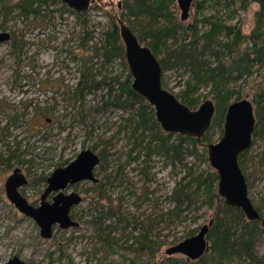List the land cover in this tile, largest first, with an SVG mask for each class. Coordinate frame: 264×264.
I'll return each instance as SVG.
<instances>
[{"label":"rangeland","instance_id":"1","mask_svg":"<svg viewBox=\"0 0 264 264\" xmlns=\"http://www.w3.org/2000/svg\"><path fill=\"white\" fill-rule=\"evenodd\" d=\"M125 1L128 0H90L85 9L77 10L62 0H29L35 10L27 11L21 7H28L27 0H0V29L11 33L10 39L0 42V128L10 127L11 114H21L18 135L23 171L29 178L22 192L28 200L38 201L45 186L44 177L85 147L101 156L95 174L104 183L101 192L96 183L88 180L69 186L68 189L82 195L71 210L79 224H55L51 236L44 237L35 219L6 199L1 186L5 167L0 165V264L13 254L29 264H210L209 258L215 252L209 232V248L196 259L180 252L167 253L165 249L218 217L227 221L233 217L240 229L248 223L254 231L251 252L264 257V229L260 221L248 219L243 211L242 218L231 216L223 208V198L220 203L216 198L203 203L202 196L197 194L191 202L178 206L171 196L190 184L194 188L192 180L196 176H207L214 169L208 159V144L222 136L224 115L219 121L218 99L210 84L193 87V77L185 65L172 64L162 69V86L181 101L187 92L185 96L194 100L190 107H197L206 98L215 104L208 128L200 137L195 136V141L180 140L176 132L168 137L169 131L159 123L149 124L146 129L133 128L136 115L132 114L140 105L124 108L111 101L121 91L120 81L130 73L120 35L121 21L146 45L150 41L148 29L178 23L175 36L154 51L158 59L181 36L187 33L185 39H190L192 30H206L208 23L214 22L221 30L220 35L216 34L217 40L230 44V50H224L228 54L224 58L231 61L243 52L253 56V49L264 42V1L238 0L228 8L217 0H206L208 5L196 10L197 0H193L190 16L185 20L179 18L177 0H167L170 19L158 20L128 14ZM129 3L136 6L137 0ZM202 16L204 20L197 23ZM228 27L233 29V35L227 33ZM114 28L119 33L124 57L107 60L102 45L107 43L108 31ZM239 29L241 33L233 47L230 42ZM83 72L100 80L99 86L76 92ZM131 82L132 76L130 85ZM230 87L233 95L224 100L226 104L237 96L253 103L252 143L240 153L238 161L248 195L264 219V56L253 62L250 71L230 82ZM46 116L54 117V121L47 122ZM153 132L157 137L150 146H160L164 135L163 146L172 145L171 158L148 149L146 143ZM3 149L0 143V151ZM217 184L218 179L216 189ZM142 232L154 242L153 251L138 248L139 244L134 242L135 235Z\"/></svg>","mask_w":264,"mask_h":264},{"label":"water","instance_id":"2","mask_svg":"<svg viewBox=\"0 0 264 264\" xmlns=\"http://www.w3.org/2000/svg\"><path fill=\"white\" fill-rule=\"evenodd\" d=\"M69 7L85 9L89 0H62ZM192 0H177L180 17L186 18ZM120 35L124 43L125 57L132 76L131 86L140 93L154 108L156 120L166 131L200 137L208 128L215 111L212 99L206 98L192 108L162 86L161 65L152 49L138 40L129 25L120 22ZM9 37L7 31H0V41ZM223 134L215 142L208 144V159L218 174L217 192L226 205L240 208L248 219L259 218L260 213L254 206L247 191L245 175L240 167L238 157L252 143L255 126L253 103L242 97L230 101L224 113ZM99 161L97 153L91 148H82L67 164L56 167L47 177V185L41 194L40 204L32 205L22 196L16 186L26 181L23 174H13L6 182L9 198L26 215L32 216L40 228V234L49 237L52 225L61 227L78 225L72 219L69 210L72 204L78 203L81 196L76 191L63 192L68 184L80 179L97 180L93 168ZM55 190L53 201L44 198L49 191ZM213 218L203 223L196 233L187 236L168 246L167 253L180 252L188 258L196 259L209 248L206 234ZM261 224L264 229V219ZM4 264H28L24 259L13 255Z\"/></svg>","mask_w":264,"mask_h":264},{"label":"trees","instance_id":"3","mask_svg":"<svg viewBox=\"0 0 264 264\" xmlns=\"http://www.w3.org/2000/svg\"><path fill=\"white\" fill-rule=\"evenodd\" d=\"M26 4L28 7L25 8L24 4H22L21 7L27 11L35 10V7L31 2H29V0H27ZM125 7H127V13L130 15H145L149 19L154 20H158L160 17L167 19H170L171 17L167 0H157L156 3L148 2V0H137L136 6H132L128 0L125 1ZM176 26H178V23L174 22V26L168 28L158 27L156 30H147L146 34L150 39V41H148V45L153 51H157V49L159 50L162 45H167V39L170 36H175L177 32ZM189 28H192V26ZM192 31L193 32L189 37L190 39H185L187 33L184 36H181L178 43L169 46L166 55L159 58V60L162 65V69L166 68V66H171L172 64L185 65L189 68L193 77V84H191L195 88L199 87L201 83L210 84L211 92H214L218 99L216 102L219 109V121H222L227 106L224 100H228L233 95V89L231 90L230 82L239 78L241 73L245 71L247 72V70L250 71L253 62L264 56V42H262L260 46H256V48L253 49V56L251 55V52H243L241 56L230 61L228 58H224L228 55L224 50H230V44L227 42L221 43L217 40L216 34L219 33L220 29L216 27L214 22L211 23V26L206 30L198 32V30L195 29ZM230 32L231 30L227 31V33ZM236 33H240L239 30H237ZM236 33L235 39L230 42L232 46L236 44L239 36V34L236 35ZM106 37L107 43L102 45V48H104L103 54L105 58L107 60H111L115 57L123 56V46L120 42V36L117 29L114 28V30H109ZM221 44L223 46H221ZM237 72L238 75L235 74ZM125 77V80L120 81V87L118 89L121 91L117 94L114 100H111L113 101L112 103L115 106H122L124 108H133V106L135 107V104L140 105L137 112L132 114L133 117L136 115V119L134 118L135 120H133V128L134 126H136L135 128L141 126L146 129L149 124L156 125L158 122L154 118L153 107L140 93L131 87V75L129 72ZM116 79L118 78L116 77ZM99 82L100 80L90 78L83 72L76 84L75 90L76 92L79 90L83 93L84 88L90 90L93 87H97ZM112 87L113 86L111 85L110 88ZM185 95H187V92L184 93V100L182 101L189 106L194 104V100L191 101L192 99L186 97ZM237 98L239 97L237 96ZM149 119L151 122L148 121ZM154 132L152 133L150 140H148V143H146V146L148 149L151 148L156 152H162L171 158L173 153L171 151L172 145L170 144L167 148L163 146L164 135L161 137L160 146H156V144L153 147L150 146V143L157 137ZM172 133L173 132H168L167 136L169 137ZM177 135L180 140L183 141H186L187 139H192L194 141L197 140L196 137L192 135H185L181 133H177ZM217 179V172L214 169L210 170L208 171L207 176H196L192 180V183H195L194 188L192 187L193 185L190 184L184 188V191L181 190L178 194H175L176 191H174L171 196L178 206L182 203L191 202L197 194L202 196L201 202L203 203L211 202L213 198H216L220 203L222 201V197L217 193ZM223 208L225 212H228V214L230 213L231 216L239 218L243 217V212L238 207L223 204ZM208 232L214 239L212 251L215 252L214 254H211V258H209L210 264H264L263 256L258 257L251 252V243L253 242L254 231L253 228L248 226V223L240 229V226L239 228H236L233 217L228 221L222 220L218 217L213 222ZM148 236L149 235L145 232L139 233L138 235H135L134 242L139 244L138 248H149L153 251V245L151 244H154V242H150ZM228 249L231 251L230 255H228Z\"/></svg>","mask_w":264,"mask_h":264},{"label":"flooded vegetation","instance_id":"4","mask_svg":"<svg viewBox=\"0 0 264 264\" xmlns=\"http://www.w3.org/2000/svg\"><path fill=\"white\" fill-rule=\"evenodd\" d=\"M90 1V0H89ZM89 1H88V3H89ZM212 0H209L208 2H211ZM223 1V2H222ZM260 1H263V0H260ZM206 2V0H197L196 1V10H198L199 9V7H203V5H208V4H206L205 3ZM217 2L218 3H221V4H223V5H225V6H228V8H230V6H233L234 4H236V2H238V0H217ZM194 3V1L192 0V3H191V5ZM190 8H191V6H190ZM190 8H189V12H188V15H187V17L186 18H184V19H182L181 17H180V13H179V18L181 19V20H185V19H187V18H189V16H190ZM203 18V16L202 17H199V19H197V23H199L200 22V20ZM203 20H204V18H203ZM206 20H208V19H206ZM211 22V21H210ZM208 23V26L210 27L211 26V23ZM222 25V24H221ZM207 26V25H206ZM191 27V26H190ZM224 27H227L226 25L224 26ZM223 27V28H224ZM119 28H120V26H119ZM132 29V28H131ZM229 30H231V32L230 33H228L229 35H233L234 33H233V31H232V29H229ZM0 31H7L8 33H9V37L7 38V39H10V37H11V33L7 30V29H0ZM221 31V30H220ZM241 31V29H239V32ZM201 32V31H200ZM241 33V32H240ZM217 34H219V33H217ZM220 35V34H219ZM216 38H218V36H216ZM6 39V40H7ZM139 40V39H138ZM2 41H4V40H2ZM140 41V40H139ZM1 42V41H0ZM150 47V46H149ZM151 48V47H150ZM152 49V48H151ZM153 51V50H152ZM153 53H154V51H153ZM156 56V55H155ZM157 57V56H156ZM158 59V58H157ZM158 61L160 62V60L158 59ZM160 65H161V63H160ZM161 69H162V65H161ZM161 75H162V73H161ZM20 116H21V114L19 113V112H17L16 114H11V117H10V127L8 128L6 125V127H1L0 128V143L4 146V149L3 150H1L0 151V165H2V167H5V168H3V171H4V173H3V176H2V188H3V191H4V193H5V196H6V199L10 202V203H13L14 205H15V203L9 198V196H8V194H7V189H6V182H7V180H8V178L11 176V175H13V174H23V176L25 177V179H26V181L24 182V183H22V184H19V185H17L16 186V190L22 195V196H24L26 199H27V201L28 202H30L32 205H34V206H37V205H39L40 204V201H41V194L43 193V191H44V189H45V187H46V185H47V177L51 174V172L56 168H54L48 175H46L45 177H44V181H45V186H44V188H43V190H42V192L40 193V197H39V200L38 201H30V200H28V198L24 195V193L22 192V187L25 185V184H27L28 182H29V178L26 176V174H25V172L23 171V167H22V161H23V159L21 158V156L23 157V152H21L20 151V140H19V135H18V126H19V118H20ZM46 121L47 122H52V121H54V117H52V116H46ZM253 134V133H252ZM8 137H10V138H8ZM8 138V139H7ZM93 150V149H92ZM95 153H97L95 150H93ZM78 154V153H77ZM97 155H98V158H99V161L97 162V164L94 166V168H93V173H94V175L97 177V180L96 181H93V180H90V179H87V178H85V179H80V180H77V181H75L74 183H72V184H68L66 187H65V189H63V192L64 193H67L68 191H76V192H78L79 194H80V196H81V200H82V195H81V193L78 191V190H75V189H68V187L69 186H71V185H74V184H77V183H79V182H82V181H85V180H88V181H91V182H93V183H96L97 184V189L99 190V192H101L103 189V185H104V183H100L99 182V177L95 174V171H96V167L99 165V163H100V161H101V156L97 153ZM73 159V158H72ZM71 160V159H70ZM69 160V161H70ZM68 161V162H69ZM68 162H66L65 164H67ZM64 165V164H63ZM58 167V166H57ZM247 191H248V188H247ZM56 193V191L55 190H52V191H49L47 194H46V196H45V200L46 201H48V202H52L53 201V199H52V196L54 195ZM80 200V201H81ZM79 201V202H80ZM78 202V203H79ZM77 203H75V204H72L71 205V207H70V210H69V215H70V217L72 218V219H74L73 218V216L71 215V210H72V208L76 205ZM15 207L17 208V210H20L16 205H15ZM21 211V210H20ZM22 213H24L23 211H21ZM259 213L261 214V212L259 211ZM25 214V213H24ZM262 215H260L259 216V218H256V220H258V221H260V223H261V221H262ZM76 220V219H75ZM55 224H58V223H54L53 225H52V231H53V227H54V225ZM78 224H79V222H78ZM59 225V224H58ZM60 226V225H59ZM71 226H73V225H71ZM74 226H76V225H74ZM61 227V226H60ZM41 235V234H40ZM51 236V235H50ZM49 236V237H50ZM13 255H17V256H19L18 254H13ZM13 255H11L10 257H12ZM9 257V258H10ZM20 257V256H19ZM8 258V259H9ZM21 258V257H20ZM7 261V260H6ZM5 261V262H6ZM4 262V263H5ZM4 263H2V264H4ZM29 264V263H28Z\"/></svg>","mask_w":264,"mask_h":264}]
</instances>
